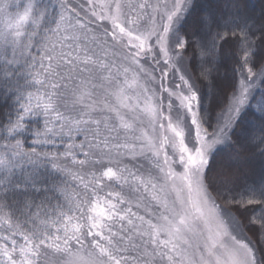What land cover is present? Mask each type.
Segmentation results:
<instances>
[{
    "label": "snow or ice",
    "instance_id": "obj_1",
    "mask_svg": "<svg viewBox=\"0 0 264 264\" xmlns=\"http://www.w3.org/2000/svg\"><path fill=\"white\" fill-rule=\"evenodd\" d=\"M0 264H264V6L0 0Z\"/></svg>",
    "mask_w": 264,
    "mask_h": 264
},
{
    "label": "trees",
    "instance_id": "obj_2",
    "mask_svg": "<svg viewBox=\"0 0 264 264\" xmlns=\"http://www.w3.org/2000/svg\"><path fill=\"white\" fill-rule=\"evenodd\" d=\"M246 3V10L250 15L259 16L262 11V0H245ZM195 65L193 64L192 67H190L188 70L192 71V68ZM235 68V65L232 62H228L227 66L224 68H221L219 70V75L222 80L232 81L235 79L233 69ZM256 171H259V162L255 161L251 165ZM250 236L252 235L251 232L248 233Z\"/></svg>",
    "mask_w": 264,
    "mask_h": 264
}]
</instances>
